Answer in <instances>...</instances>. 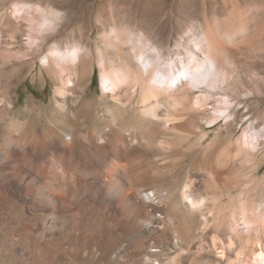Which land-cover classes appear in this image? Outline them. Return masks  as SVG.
<instances>
[{
    "label": "rangeland",
    "instance_id": "1",
    "mask_svg": "<svg viewBox=\"0 0 264 264\" xmlns=\"http://www.w3.org/2000/svg\"><path fill=\"white\" fill-rule=\"evenodd\" d=\"M37 6L62 16L41 28ZM214 24H246V40L264 50V0H0V264H27L39 253L34 232L47 203L32 177L52 173L62 149L74 152L75 165L89 162L92 172L104 174L107 184L89 198L94 209L110 207L119 215L117 187L129 191L144 183L162 191L166 217L174 216L190 239L178 256L181 264H254L255 251L264 250V88L258 93L244 78L247 88L226 99L180 89L173 107L189 112L169 125L158 119L154 102L143 101L146 80L138 77L133 56L138 38L168 51L193 27L207 32ZM78 44L85 47L83 63H54L50 74L44 56ZM240 57L264 75V52ZM112 59L131 74L121 94L103 87ZM200 95L210 97L206 104L195 102ZM27 100L35 103L32 111ZM116 120L134 141L95 145L96 133L111 135ZM66 129L75 131L77 144L60 145ZM72 168H59L60 181L49 179L47 196L57 200L72 185Z\"/></svg>",
    "mask_w": 264,
    "mask_h": 264
},
{
    "label": "bare ground",
    "instance_id": "2",
    "mask_svg": "<svg viewBox=\"0 0 264 264\" xmlns=\"http://www.w3.org/2000/svg\"><path fill=\"white\" fill-rule=\"evenodd\" d=\"M27 6L33 8V5ZM34 10L41 14V28L55 24L54 22L62 16L60 11L50 10L49 7L46 9L44 6H37ZM210 27L207 32L203 28L198 32L196 27H193L188 34L176 40L175 48L168 51L141 38L133 45V56L139 68L138 77L141 82L146 80L148 90L143 101L154 102L158 119H164L169 125H179L180 121L173 120V116L189 112L187 106L173 107V94L180 89L220 94L226 99L235 96L236 93L240 94V87L247 88L244 81L242 82L244 78L256 92L261 93V89L264 88L262 72L253 62L246 59L243 61L240 57L243 55L247 58L253 56V53L264 52L261 45L246 40L244 33L247 32V25L242 24L238 29L231 25L221 27L218 24ZM84 50L85 47L81 44L68 49L55 47L44 56V65L52 74L54 63L60 61L83 63ZM117 54L122 55V51L118 50ZM111 66L110 71L103 77V87L121 94L126 90L122 83L130 78L131 74L126 69L117 67L113 59ZM72 68L73 65H69L65 70ZM85 79L83 71L79 76V85H82ZM109 81L111 84H108ZM208 99L210 97L200 95L195 102L206 104ZM120 104L124 108L128 105L121 102ZM34 108L35 103L27 100V111ZM11 109L10 104L5 107V110ZM217 113L218 116L224 115L225 108L220 107ZM188 117L187 120L191 123L193 117L192 115ZM118 121L114 122L113 130L109 128L112 131L111 135L102 129L96 133L95 142L93 139L91 142L98 145L110 141L119 146L128 140L134 141L133 137L123 133L124 128ZM63 135L61 146L77 144V134L73 129H66ZM6 151L1 152L2 156ZM72 155L73 151L68 153L62 149L56 155L52 173L44 172L31 176L38 182L40 193L47 205L38 213L40 225L34 232L33 246L39 248V253L34 254L32 261L27 264H181L178 256L186 250L190 239L183 228L175 226L174 216L166 217L165 194L162 191L151 190L144 183H137L129 191L117 187L113 190L119 198V204L117 201L119 215L118 212H113L115 210H110V207L104 209L95 207V210L89 198L98 195V190L106 183L105 176L100 172L99 174L92 172L89 162L80 161L75 165V157ZM82 155L86 157L85 153ZM71 167L74 170L71 172L72 185L62 189L57 200L47 196L44 190L49 179L60 181L59 168H66L69 172ZM96 176L104 178L98 180ZM176 210L180 217L187 215L182 206ZM16 222L18 226L21 224L18 219ZM4 260V264H16L14 260ZM253 262L264 264L263 249L255 251Z\"/></svg>",
    "mask_w": 264,
    "mask_h": 264
},
{
    "label": "trees",
    "instance_id": "3",
    "mask_svg": "<svg viewBox=\"0 0 264 264\" xmlns=\"http://www.w3.org/2000/svg\"><path fill=\"white\" fill-rule=\"evenodd\" d=\"M96 76H97V72L96 70L94 71V74H93V81L96 79Z\"/></svg>",
    "mask_w": 264,
    "mask_h": 264
}]
</instances>
